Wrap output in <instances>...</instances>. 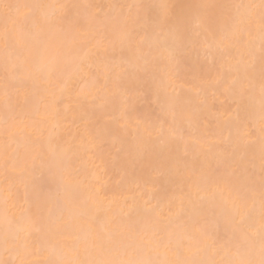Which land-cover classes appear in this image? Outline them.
I'll return each mask as SVG.
<instances>
[{"label": "snow or ice", "instance_id": "obj_1", "mask_svg": "<svg viewBox=\"0 0 264 264\" xmlns=\"http://www.w3.org/2000/svg\"><path fill=\"white\" fill-rule=\"evenodd\" d=\"M0 264H264V0H0Z\"/></svg>", "mask_w": 264, "mask_h": 264}, {"label": "bare ground", "instance_id": "obj_2", "mask_svg": "<svg viewBox=\"0 0 264 264\" xmlns=\"http://www.w3.org/2000/svg\"><path fill=\"white\" fill-rule=\"evenodd\" d=\"M124 193H117V195H123Z\"/></svg>", "mask_w": 264, "mask_h": 264}]
</instances>
